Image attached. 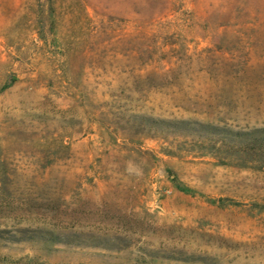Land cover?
Returning a JSON list of instances; mask_svg holds the SVG:
<instances>
[{
	"label": "rangeland",
	"instance_id": "1",
	"mask_svg": "<svg viewBox=\"0 0 264 264\" xmlns=\"http://www.w3.org/2000/svg\"><path fill=\"white\" fill-rule=\"evenodd\" d=\"M63 1L0 0V264H264V171L163 126L264 128V0Z\"/></svg>",
	"mask_w": 264,
	"mask_h": 264
},
{
	"label": "trees",
	"instance_id": "2",
	"mask_svg": "<svg viewBox=\"0 0 264 264\" xmlns=\"http://www.w3.org/2000/svg\"><path fill=\"white\" fill-rule=\"evenodd\" d=\"M76 2L80 5L79 0H75ZM81 8L77 12L74 7L64 6L63 0H47L42 7L28 13L30 14L28 17L32 23V31L37 34L38 39L47 44L50 37L53 39L59 37L58 24L60 22H63L68 16L73 20L81 16L87 22L74 23L70 37L75 41L84 36L88 37L95 32L94 22L87 7L84 5ZM80 44L81 42L76 46H80ZM163 126L169 130L184 129L189 132H207L208 137L202 142L203 146L206 147L205 155L214 157L222 165L264 171V128L233 131L215 127L212 124H200L184 120L164 121ZM214 136L219 137L214 139Z\"/></svg>",
	"mask_w": 264,
	"mask_h": 264
}]
</instances>
